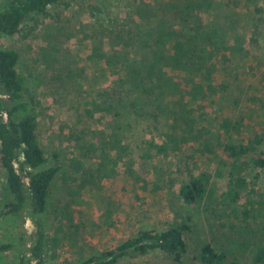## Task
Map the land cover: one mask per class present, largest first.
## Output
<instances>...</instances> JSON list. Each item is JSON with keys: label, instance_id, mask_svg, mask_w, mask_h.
I'll use <instances>...</instances> for the list:
<instances>
[{"label": "rangeland", "instance_id": "1", "mask_svg": "<svg viewBox=\"0 0 264 264\" xmlns=\"http://www.w3.org/2000/svg\"><path fill=\"white\" fill-rule=\"evenodd\" d=\"M11 1L0 0V9ZM47 13L16 35L0 34V48L19 54L45 154L85 162L79 181L67 187L57 177L52 186L44 219L59 243L50 242L44 264H81L140 229L183 223L190 226L184 264H202L205 243L230 251L227 264H254L233 244L264 245V220L246 225L221 199L231 167L225 147L264 141L263 1L62 0ZM135 43L148 46L139 57L152 58L155 72L138 76L144 84L123 93L127 105L119 107L104 96L121 77L110 56L131 57ZM194 176L207 195L190 206L180 189ZM259 179L249 186L255 200L264 172ZM10 200L0 172V212ZM32 231L29 220L1 217L0 246L14 249L0 252V264H17Z\"/></svg>", "mask_w": 264, "mask_h": 264}, {"label": "trees", "instance_id": "2", "mask_svg": "<svg viewBox=\"0 0 264 264\" xmlns=\"http://www.w3.org/2000/svg\"><path fill=\"white\" fill-rule=\"evenodd\" d=\"M61 1L9 2L0 9V34L13 36L22 32L30 18L49 15L47 10ZM130 46L125 43L124 47ZM147 47L135 43V53L131 57L123 56L122 59L116 51L112 52L115 55L110 56L113 60L109 61L112 63L110 68L118 69L121 77L113 95L106 91L104 96L108 99L113 97L119 107L127 105L123 93H130L133 84L136 89L140 88L139 84H144L137 82L138 76L147 77V71L155 72L152 58L139 57L140 52L146 54ZM19 62L17 51L0 48V172L11 198L0 212V219L6 214L32 222L33 231L25 241L24 249L17 252V264H44L50 242L55 246L59 243L58 236L50 239L44 219L52 186L57 177L67 187L79 181L85 162L73 153L63 158L58 153L52 156L45 154L40 124L31 111V101L19 75ZM113 108V105L105 107L110 112L114 111ZM116 115H119L118 111ZM225 126L227 128L229 125ZM263 142V137L256 136L248 144H229L225 147L231 167L227 190L221 201L232 209L236 219L246 225L250 218L255 220L261 217L264 220V192H257L261 199L255 200V188L249 190L251 182L257 184L261 172H264ZM156 147L159 151L165 150V146ZM206 195L205 181L200 176L191 177L180 189L181 198L190 206L201 203ZM189 230L190 226L186 223L166 230L140 229L116 248L93 255L81 264H120L126 260L141 264H184L188 251L185 236ZM233 247L237 252L250 253L254 264H264L263 244L245 238L234 241ZM12 249L14 246L10 243L0 246V252ZM229 253L217 250L211 243H205L200 248L199 260L202 264H227Z\"/></svg>", "mask_w": 264, "mask_h": 264}]
</instances>
